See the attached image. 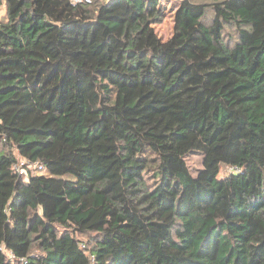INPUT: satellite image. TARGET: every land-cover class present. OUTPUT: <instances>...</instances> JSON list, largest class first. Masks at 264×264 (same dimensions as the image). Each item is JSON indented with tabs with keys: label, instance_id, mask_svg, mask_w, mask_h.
<instances>
[{
	"label": "trees",
	"instance_id": "obj_1",
	"mask_svg": "<svg viewBox=\"0 0 264 264\" xmlns=\"http://www.w3.org/2000/svg\"><path fill=\"white\" fill-rule=\"evenodd\" d=\"M161 21L0 0V264H264V0Z\"/></svg>",
	"mask_w": 264,
	"mask_h": 264
},
{
	"label": "rangeland",
	"instance_id": "obj_2",
	"mask_svg": "<svg viewBox=\"0 0 264 264\" xmlns=\"http://www.w3.org/2000/svg\"><path fill=\"white\" fill-rule=\"evenodd\" d=\"M193 2H210L211 0H191ZM181 0H161L162 9V21L158 24L153 25L154 31L157 37L161 41H166L173 34L174 25V15L177 7L179 6ZM35 116H40V114H35ZM202 154L197 152H190L185 157L186 164L193 176L202 168ZM228 173L227 167H222L220 174Z\"/></svg>",
	"mask_w": 264,
	"mask_h": 264
},
{
	"label": "built area",
	"instance_id": "obj_3",
	"mask_svg": "<svg viewBox=\"0 0 264 264\" xmlns=\"http://www.w3.org/2000/svg\"><path fill=\"white\" fill-rule=\"evenodd\" d=\"M71 5H76L79 3H90V0H67ZM29 166L30 164L27 163L26 161H18L17 163L14 164V168L19 171L20 173L22 172L21 167L22 166ZM228 172L229 171H238L239 169L237 167H227Z\"/></svg>",
	"mask_w": 264,
	"mask_h": 264
}]
</instances>
